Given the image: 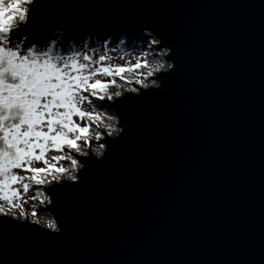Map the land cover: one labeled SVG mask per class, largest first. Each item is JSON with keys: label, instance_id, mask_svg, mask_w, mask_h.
I'll return each instance as SVG.
<instances>
[{"label": "water", "instance_id": "obj_1", "mask_svg": "<svg viewBox=\"0 0 264 264\" xmlns=\"http://www.w3.org/2000/svg\"><path fill=\"white\" fill-rule=\"evenodd\" d=\"M57 3L63 7L51 13L53 36L96 30L135 37L145 20L158 18L179 26L201 59L214 61L220 71L184 92L183 102L151 127L147 143L123 150L113 165L118 187L105 183L71 210L57 207L55 194L45 190L51 203L39 211L60 232L28 223L14 230L9 255L0 260L264 264V0ZM238 43L249 54L243 85L227 80L241 67L228 51ZM209 46L217 55H210ZM86 183L96 180L89 176Z\"/></svg>", "mask_w": 264, "mask_h": 264}, {"label": "snow or ice", "instance_id": "obj_2", "mask_svg": "<svg viewBox=\"0 0 264 264\" xmlns=\"http://www.w3.org/2000/svg\"><path fill=\"white\" fill-rule=\"evenodd\" d=\"M61 7L57 0H0V257H8L14 230L41 224L25 203L44 210L51 203L48 190L57 207L71 210L105 183L118 187L113 165L123 150L147 143L151 127L183 102L184 92L220 71L201 59L179 26L158 18L145 20L135 34L142 48L133 45L134 62L120 56L122 64L111 63L107 39L103 54L90 45L69 47L50 34L57 26L51 13ZM126 43L120 39L111 50L126 51ZM261 45L264 78V16ZM228 51L241 67L227 80L243 85L249 54L243 43ZM209 53L218 50L209 46ZM89 176L95 184L86 183ZM30 191L38 195L23 200ZM43 227L60 232L51 218ZM0 264L32 262L18 256Z\"/></svg>", "mask_w": 264, "mask_h": 264}, {"label": "rangeland", "instance_id": "obj_3", "mask_svg": "<svg viewBox=\"0 0 264 264\" xmlns=\"http://www.w3.org/2000/svg\"><path fill=\"white\" fill-rule=\"evenodd\" d=\"M6 2H7V0H6ZM90 32L96 34L98 37H107V36H109L108 34L106 36H104V35H102L101 33H99L96 30H92ZM109 33H111L113 35H116V34H114L112 32H109ZM54 36L57 37V38H59L60 40H63V41H65L66 38H67L66 37V38L63 39V38H61V37H59L57 35H54ZM126 41H127V43L125 45H123V49H126V51H124V50H121V51H112L111 50V49L116 48L117 45L120 43V41L117 40V39L112 44H110V46H109V48L107 50V54L110 57H113V59L110 61L111 63L122 64L124 61L119 58L120 56H123L125 60H129L131 62H134V61H132V57L138 55V51H134L133 50V45L135 46V48L137 50H140L142 48L141 41L138 40V39H135V37L132 36V35H128ZM78 42H80L79 45H80L81 48L86 47V43L82 42L81 41V38L79 39ZM101 43L102 42H98V43L94 42V44L91 45L92 48H95L96 54H103L105 52V50H106L105 49V46L103 44H101ZM37 166H39V165H37ZM32 195H38V193H35V192H31L30 191L22 199L23 200H26L28 196H32ZM23 207H24V210L26 212H29L30 213L33 210H35L37 212V218L41 220V224H40L41 226H43V221L45 219L50 218L45 213L39 211V209L42 207L39 203H35L34 204L32 201H28V203H25L23 205ZM29 220H31V217H29Z\"/></svg>", "mask_w": 264, "mask_h": 264}, {"label": "trees", "instance_id": "obj_4", "mask_svg": "<svg viewBox=\"0 0 264 264\" xmlns=\"http://www.w3.org/2000/svg\"><path fill=\"white\" fill-rule=\"evenodd\" d=\"M119 37H120V39L127 40V36L120 35ZM80 38H82L81 39L82 42L86 43V46H89V45L91 46L92 44H94V42H96V43L101 42L102 39L109 40L110 44H112L115 41L112 39V37L110 35L107 37H98L96 34L89 31L87 33L74 32L72 35H70L69 37L66 38L65 42L67 43V46H69V47L73 46V42H75L76 46L80 47V45H79L80 42H78ZM120 39H117V40L120 41ZM101 44H103V43H101Z\"/></svg>", "mask_w": 264, "mask_h": 264}]
</instances>
